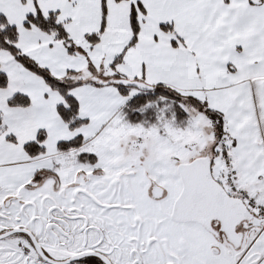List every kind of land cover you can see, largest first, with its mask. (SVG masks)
<instances>
[{"label": "snow or ice", "instance_id": "obj_1", "mask_svg": "<svg viewBox=\"0 0 264 264\" xmlns=\"http://www.w3.org/2000/svg\"><path fill=\"white\" fill-rule=\"evenodd\" d=\"M0 264H264V0H0Z\"/></svg>", "mask_w": 264, "mask_h": 264}]
</instances>
